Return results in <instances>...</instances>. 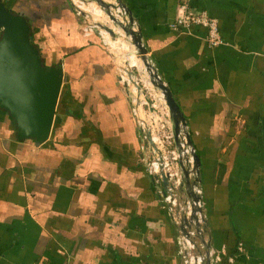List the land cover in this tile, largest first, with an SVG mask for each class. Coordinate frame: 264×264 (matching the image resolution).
<instances>
[{"label": "crops", "instance_id": "0c3cea01", "mask_svg": "<svg viewBox=\"0 0 264 264\" xmlns=\"http://www.w3.org/2000/svg\"><path fill=\"white\" fill-rule=\"evenodd\" d=\"M2 1L40 21L34 43L64 80L43 144L19 141L0 110V264H180L178 229L101 35L84 36L70 0ZM122 2L185 115L211 249L222 264H264V0H193L218 21L216 48L203 27L174 28L183 0Z\"/></svg>", "mask_w": 264, "mask_h": 264}, {"label": "water", "instance_id": "95a60500", "mask_svg": "<svg viewBox=\"0 0 264 264\" xmlns=\"http://www.w3.org/2000/svg\"><path fill=\"white\" fill-rule=\"evenodd\" d=\"M93 1L101 7L114 25L124 32V35L116 33L111 27L100 25L101 29L103 28L112 37L109 42V51L113 57L117 58V53H114L113 49L118 44V38L122 39L125 44H132L135 49L130 48L132 51L128 55L135 51L138 59L150 73L153 86L161 92L169 108L175 139L178 141L184 134L188 147L193 151L194 168L201 182V161L191 140L185 115L172 90L160 77L152 63L143 41L141 28L133 12L122 0H112L111 3H106L104 0ZM85 2L88 3V1ZM0 30L2 31L0 36V110L8 113L13 119L19 141L43 144L49 140L53 130L64 80L63 66L46 64L40 49L33 42L29 20L13 12L2 0H0ZM95 33L99 36L101 34L98 29ZM107 33L103 32L106 36ZM125 48L128 47L125 46ZM121 69L128 70V75L133 77L134 72L129 70L128 65H123ZM183 171L185 184L189 186L188 172L184 168ZM164 184H167L166 180ZM181 230L186 233L183 225ZM205 245L207 254L205 264H211L209 256L212 250L211 243L207 240Z\"/></svg>", "mask_w": 264, "mask_h": 264}, {"label": "built area", "instance_id": "2783aa9c", "mask_svg": "<svg viewBox=\"0 0 264 264\" xmlns=\"http://www.w3.org/2000/svg\"><path fill=\"white\" fill-rule=\"evenodd\" d=\"M192 1L183 0L174 28L203 27L207 30L206 42L210 48L223 45L218 21L210 17L207 11L194 10ZM72 2L76 6L77 14L82 15L85 11L82 6H86V2ZM95 31V26L85 27L84 36L90 37ZM101 38L105 45H110L103 35ZM119 69L120 83L128 91L132 113L142 130V151L145 153L143 162L147 175L152 179L169 217L179 232L177 244L180 264H205V244L208 237L206 205L203 186L194 168L193 151L188 147L184 134L178 141L175 139L174 125L163 95H156L151 100L146 99L138 81ZM182 166L188 172L189 186L185 184ZM182 225L186 233L182 232ZM239 250L242 251L241 245ZM223 254L224 252L211 250V264H222ZM229 260L233 262V259Z\"/></svg>", "mask_w": 264, "mask_h": 264}, {"label": "rangeland", "instance_id": "374dc122", "mask_svg": "<svg viewBox=\"0 0 264 264\" xmlns=\"http://www.w3.org/2000/svg\"><path fill=\"white\" fill-rule=\"evenodd\" d=\"M70 1L73 4L72 0H70ZM104 1L106 3L113 2L112 0H104ZM73 6L76 9V6L74 4H73ZM86 7L89 8V11H84L83 14L80 15V17L83 16V18H84V22H85L84 28L88 27V26H95V27L97 26L96 29H98L100 31V33H101L100 35H103V37L106 39V41L108 43L110 42V40H112V37L103 28L101 29V26H100L101 24L107 25V26L111 27L112 29H114V31L116 33H120V34L124 35V32L122 30H120L118 27H116V25H114V23L107 17V15L104 13V11L101 9V7L99 5H97L93 0H88ZM75 12L77 14L76 10H75ZM97 12H99V13H97ZM33 22H34V24H32V25H34L33 27H34V33H35V28H36V26H40V21L33 19L32 23ZM103 32L107 33L108 35L106 36L105 34H103ZM1 34H2V31H1ZM34 38H35V36H34ZM117 42H118V44L116 47H114L113 51H114V53H117L116 61H117V63H119L118 64L119 68H121L123 65L124 66L128 65L129 70L134 72L133 77H134L135 81H138V84L143 89V92H144L143 94L145 95L146 99L151 100L156 95H160L161 92L158 89H156L152 84V78L144 72L145 66L143 65L142 61L140 59H138L136 52L135 51L131 52L128 55V53L130 51H132V49L134 48L132 46V44L131 45L125 44L124 41L122 39L119 40V38H118ZM125 46H127L128 48L126 49ZM106 47L109 49V46L106 45ZM130 48H132V49H130ZM133 50H135V49H133ZM118 56H119V58H118ZM134 62H135V66L134 65L132 66V64H134ZM137 63H138V65H136ZM125 72H128V70H125ZM149 104H151L150 101H149Z\"/></svg>", "mask_w": 264, "mask_h": 264}, {"label": "bare ground", "instance_id": "6f19581e", "mask_svg": "<svg viewBox=\"0 0 264 264\" xmlns=\"http://www.w3.org/2000/svg\"><path fill=\"white\" fill-rule=\"evenodd\" d=\"M82 7H84V10L85 11H89V8L88 7H86L85 5L84 6H82ZM97 13H99V12H97ZM135 66V62H134V64H132V66ZM136 65H138V63L136 64ZM142 66V65H141ZM144 72L148 75V76H150V73L146 70V68L144 67Z\"/></svg>", "mask_w": 264, "mask_h": 264}, {"label": "trees", "instance_id": "16d2710c", "mask_svg": "<svg viewBox=\"0 0 264 264\" xmlns=\"http://www.w3.org/2000/svg\"><path fill=\"white\" fill-rule=\"evenodd\" d=\"M28 19V18H27ZM29 22H30V24H31V27H32V32H33V25H32V23H31V21L29 20ZM32 39H33V33H32ZM33 42H34V39H33ZM34 44H36V43H34ZM37 46V45H36Z\"/></svg>", "mask_w": 264, "mask_h": 264}]
</instances>
